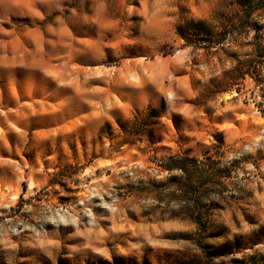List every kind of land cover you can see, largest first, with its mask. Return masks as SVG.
Wrapping results in <instances>:
<instances>
[{
	"label": "rangeland",
	"instance_id": "obj_1",
	"mask_svg": "<svg viewBox=\"0 0 264 264\" xmlns=\"http://www.w3.org/2000/svg\"><path fill=\"white\" fill-rule=\"evenodd\" d=\"M237 1L0 0V264H264V87L225 91L264 0L225 39ZM189 20L211 47L186 45ZM148 108L153 147L121 144ZM177 152L229 174L202 187L206 229L154 163Z\"/></svg>",
	"mask_w": 264,
	"mask_h": 264
},
{
	"label": "trees",
	"instance_id": "obj_2",
	"mask_svg": "<svg viewBox=\"0 0 264 264\" xmlns=\"http://www.w3.org/2000/svg\"><path fill=\"white\" fill-rule=\"evenodd\" d=\"M254 11L251 0H238L234 14L226 18L222 31L218 33H221L225 39L237 40L244 30L255 28V24L252 23ZM208 25L204 21L189 20L186 26L180 28L182 32L180 31L179 35L190 47L209 48L214 43L212 38L218 33L210 30ZM262 34L257 28L256 48L253 54H248L249 57L245 58L242 54L233 55L236 62L235 66L226 74L225 91H231L235 86L242 85L246 76H250L257 86L264 87V36ZM160 117L159 111L155 108L136 111L130 120L120 124L121 144L140 142L148 148L153 147L155 144L153 128ZM155 159L154 163L161 171L170 174L179 173L177 177L168 179L175 183L173 194L182 203V207L178 211L180 216L188 218L200 228L206 229L208 220L197 206L203 194L202 187H205L207 183H212L213 179H220L229 176V174L226 172L217 175L213 172L210 174L206 168L205 157L200 159L185 152L169 153L162 157L156 156Z\"/></svg>",
	"mask_w": 264,
	"mask_h": 264
}]
</instances>
